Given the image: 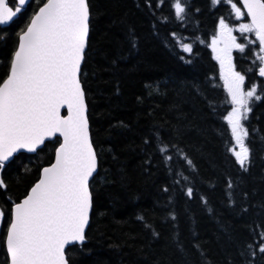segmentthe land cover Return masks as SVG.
I'll return each mask as SVG.
<instances>
[{
  "label": "trees",
  "instance_id": "obj_1",
  "mask_svg": "<svg viewBox=\"0 0 264 264\" xmlns=\"http://www.w3.org/2000/svg\"><path fill=\"white\" fill-rule=\"evenodd\" d=\"M91 2L95 20L85 86L101 166L94 185L92 225L83 250L72 252L74 264H246L240 251L253 242L252 228L264 225V95L253 101L244 121L252 159L244 173L225 151L221 129L226 124L219 113L230 106L225 103L219 65L211 49L200 42L210 43L217 18H227V5L190 0L191 18L183 26L175 20L163 22L169 14L165 8L157 13L161 20L156 36L142 0ZM35 7L33 3L8 32H0V76L7 71L15 33ZM129 27L139 38L136 49H130ZM5 36L10 38L5 40ZM181 41L193 44L192 54L182 51ZM233 55L238 71L251 66V60H241L238 51ZM260 80L252 77L246 85ZM155 129L165 140L177 142L193 161L184 173L187 182L176 176L180 183L174 184L165 164L154 155L155 149L145 145ZM22 163L32 167L27 160ZM228 177L238 185L237 204L248 208L242 215L227 198ZM4 178L10 189L7 194L13 198L34 179L16 170ZM187 186L196 189L192 199L184 194ZM241 191L248 193L247 201L242 200ZM201 197L206 198V205ZM170 212L177 216L176 222ZM153 230L158 236H153ZM194 232L198 234L195 241ZM177 236L183 250L177 246ZM6 261L2 248L0 264ZM254 264H264V256L257 252Z\"/></svg>",
  "mask_w": 264,
  "mask_h": 264
},
{
  "label": "snow or ice",
  "instance_id": "obj_2",
  "mask_svg": "<svg viewBox=\"0 0 264 264\" xmlns=\"http://www.w3.org/2000/svg\"><path fill=\"white\" fill-rule=\"evenodd\" d=\"M33 3L36 7L15 33L7 71L0 76V190H6L0 192V246L6 249V264H74L72 252L83 250L92 225L94 185L101 166L85 86L95 17L91 0H0V26H5L0 32L18 24ZM142 3L154 21L156 36V24L161 20L157 13L165 8L169 13L162 18L165 23L175 20L183 26L191 18L190 0ZM210 4L227 5V18H217L210 43L200 42L211 49V57L219 65L225 103L230 106L219 113L226 124L221 129L225 151L246 173L252 159L244 121L253 101L264 95V79L246 85L252 77L264 78V0H210ZM170 35L175 37L176 33ZM127 36L130 49L138 48L134 28L129 27ZM180 47L184 53H193L191 43L181 41ZM234 50L241 54V60H251L247 70H237ZM145 145L155 149L154 155L165 164L174 184L180 183L176 176L188 181L184 173L193 167V161L177 142L165 140L155 129ZM147 163L151 166V157ZM12 170L22 172L25 178L34 177L15 198L7 194L10 189L4 178ZM237 188L228 177L227 198L242 215L248 208L237 204ZM184 194L192 199L196 189L187 186ZM240 195L247 201V192ZM201 201L207 204L206 198L201 197ZM170 217L177 221L174 213L170 212ZM152 234L158 236L154 230ZM252 236L253 242L240 251L246 264H254L257 252L264 256V225L256 224ZM193 240H198L195 232ZM177 246L183 250L178 236ZM193 247L199 250L198 244Z\"/></svg>",
  "mask_w": 264,
  "mask_h": 264
},
{
  "label": "water",
  "instance_id": "obj_3",
  "mask_svg": "<svg viewBox=\"0 0 264 264\" xmlns=\"http://www.w3.org/2000/svg\"><path fill=\"white\" fill-rule=\"evenodd\" d=\"M1 27V26H0ZM259 78V77H258ZM260 79H264V78H260ZM26 155H31V154H26ZM2 246H0V254H1V250H2ZM4 251H5V253H6V249L4 248ZM7 256V255H6Z\"/></svg>",
  "mask_w": 264,
  "mask_h": 264
},
{
  "label": "rangeland",
  "instance_id": "obj_4",
  "mask_svg": "<svg viewBox=\"0 0 264 264\" xmlns=\"http://www.w3.org/2000/svg\"><path fill=\"white\" fill-rule=\"evenodd\" d=\"M237 35H239V34L237 33ZM234 52H235V50H234ZM234 52H233V53H234Z\"/></svg>",
  "mask_w": 264,
  "mask_h": 264
}]
</instances>
